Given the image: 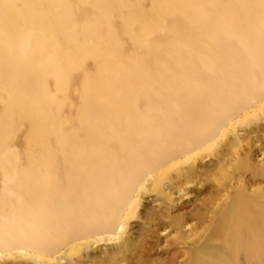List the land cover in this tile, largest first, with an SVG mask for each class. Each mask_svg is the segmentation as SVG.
<instances>
[{"label": "bare ground", "instance_id": "obj_1", "mask_svg": "<svg viewBox=\"0 0 264 264\" xmlns=\"http://www.w3.org/2000/svg\"><path fill=\"white\" fill-rule=\"evenodd\" d=\"M0 264H264V0H0Z\"/></svg>", "mask_w": 264, "mask_h": 264}]
</instances>
